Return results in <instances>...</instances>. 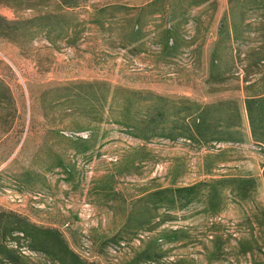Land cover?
<instances>
[{"label":"rangeland","instance_id":"1","mask_svg":"<svg viewBox=\"0 0 264 264\" xmlns=\"http://www.w3.org/2000/svg\"><path fill=\"white\" fill-rule=\"evenodd\" d=\"M152 1L0 0L5 101L0 116L6 106L10 112L8 133L3 134L0 120V208L59 229L94 264H138L137 253L163 230L181 231L182 239L161 243V258L145 264H264V151L259 146L250 140L216 147L184 139L146 143L109 121V86L200 103L236 99L242 107L250 84L264 86V62L252 51L260 44L254 36L221 49L212 62L228 0L200 6L194 5L200 0H163L148 7ZM156 9L165 11L153 13ZM173 12L186 14L170 23ZM235 16L254 28L264 23L263 12L252 8ZM142 19L145 40L127 44L125 37ZM170 26L184 41L178 55L167 59L158 34ZM81 83L92 84L80 86L94 92L89 103L71 95ZM78 138L87 140L89 151L78 152ZM57 154L65 168L47 172ZM26 171L35 176L32 185L15 178ZM223 176H253L257 193L241 203L227 194L217 214L207 212L203 202L166 211L141 201L156 188ZM132 212L145 213L147 221L127 224ZM22 250L38 264H56Z\"/></svg>","mask_w":264,"mask_h":264},{"label":"trees","instance_id":"2","mask_svg":"<svg viewBox=\"0 0 264 264\" xmlns=\"http://www.w3.org/2000/svg\"><path fill=\"white\" fill-rule=\"evenodd\" d=\"M163 0H153L148 7H155ZM210 0H200L194 5L200 6ZM230 10L224 17L218 30V40L213 50V60L216 62L220 50H230V45L250 42L254 36L259 46L252 50L259 61L264 62V23L254 28L246 23L245 18L237 19L235 12L248 8L260 10L264 17V0H228ZM164 9L153 10L164 12ZM245 13V12H244ZM186 12L179 17L173 12L168 22L184 19ZM178 22V21H177ZM187 22V21H186ZM185 22V23H186ZM146 22L140 20L133 31L125 37L127 44L142 43L147 34L144 31ZM179 26L180 23H177ZM174 27H165L158 34L165 58L178 55L183 46V38ZM250 54V53H249ZM257 63V62H256ZM92 84H77V92L71 95L83 101L90 102L95 96L92 91H83L80 86ZM248 95L242 107L239 100L220 99L211 103H200L189 98H171L155 94L151 91L128 89L121 86H109L105 98L108 107L109 121L124 128L132 138L149 143L155 140L176 141L184 139L200 147L245 144L250 140L264 151V86L250 84ZM0 94V102L3 101ZM71 98V96H68ZM5 104V103H4ZM88 104H86L87 106ZM244 110L246 112L249 133L245 130ZM9 109H2L0 120L3 134L8 133ZM77 150L80 153L89 151L87 140L77 139ZM16 149V148H15ZM13 149L5 161L14 153ZM65 168L62 158L57 154L47 167V172ZM28 171L18 173L15 178L22 185L33 184ZM259 188L258 180L253 176H223L209 182L201 181L189 186L156 188L148 192L141 201L158 209L166 211L184 210L194 203H206V211L212 214L220 213L225 206L227 194L237 202L251 201ZM25 191V190H22ZM147 215L132 212L127 218V224L138 222L144 224ZM181 231L163 230L161 234L144 247L133 259L138 264H145L161 258V243L180 241ZM26 247L32 253L42 254L56 264H94L82 258L69 244L63 233L53 227L38 225L28 217L11 210L0 208V264H38L30 256L23 253Z\"/></svg>","mask_w":264,"mask_h":264},{"label":"crops","instance_id":"3","mask_svg":"<svg viewBox=\"0 0 264 264\" xmlns=\"http://www.w3.org/2000/svg\"><path fill=\"white\" fill-rule=\"evenodd\" d=\"M246 98V97H245ZM245 100V99H244ZM215 102V101H214ZM245 120H246V123H247V126H248V120H247V116H246V112L244 110V124H245ZM248 136L250 137V133H249V126H248Z\"/></svg>","mask_w":264,"mask_h":264}]
</instances>
